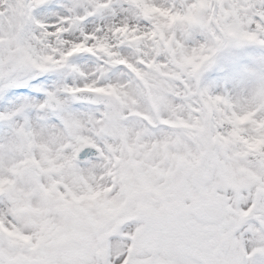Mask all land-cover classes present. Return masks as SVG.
Listing matches in <instances>:
<instances>
[{
    "label": "snow or ice",
    "instance_id": "snow-or-ice-1",
    "mask_svg": "<svg viewBox=\"0 0 264 264\" xmlns=\"http://www.w3.org/2000/svg\"><path fill=\"white\" fill-rule=\"evenodd\" d=\"M42 3L0 0V73L91 53L67 90L97 108L51 139L22 132L0 164V264H264V91L199 87L226 39L264 44V0H127L134 18L83 31L82 15L37 19ZM195 24L210 37L189 48ZM113 65L125 79H97Z\"/></svg>",
    "mask_w": 264,
    "mask_h": 264
},
{
    "label": "rangeland",
    "instance_id": "rangeland-1",
    "mask_svg": "<svg viewBox=\"0 0 264 264\" xmlns=\"http://www.w3.org/2000/svg\"><path fill=\"white\" fill-rule=\"evenodd\" d=\"M43 2L50 3L51 10L46 15H37V19L54 25L61 16L82 15L85 18L76 22L74 30L77 31L86 30L83 27L89 24H97V27L107 23L111 25L118 18L122 19L117 16L119 14L123 17L126 14L135 16L130 11L127 0ZM171 2L180 4L181 0ZM113 15L116 17L111 18ZM78 25L81 29H77ZM181 35L185 46L189 48L206 43L210 37L209 31L198 24L184 29ZM81 57H91V62ZM99 63V57L91 53H75L62 65L43 70L17 71L11 79H7L6 73H0V164L19 155V146L23 142L21 133L26 131L23 125L25 120L40 121L41 125L35 124L36 136H39V126L46 132H51L53 138L67 122L79 123L93 115L97 106L76 102L67 89L86 82L87 76L96 73ZM97 79L121 82L125 79L123 66H109L102 76L97 74ZM199 87L206 89L211 95H220L234 103H241L264 91V44L258 40L226 39L202 65L199 71ZM23 88L28 91L22 93ZM50 99L56 101V111L49 108ZM45 138L51 139L47 136Z\"/></svg>",
    "mask_w": 264,
    "mask_h": 264
},
{
    "label": "bare ground",
    "instance_id": "bare-ground-1",
    "mask_svg": "<svg viewBox=\"0 0 264 264\" xmlns=\"http://www.w3.org/2000/svg\"><path fill=\"white\" fill-rule=\"evenodd\" d=\"M172 0H169V2H171ZM50 5V3H46V2H43V4H41V6H49ZM119 12V11H118ZM115 14H117V12H115ZM126 15H131V14H126ZM117 16H120V17H122L123 18V16L121 15V14H119V15H117ZM133 18H134V15H131ZM116 17V15H113L111 18H115ZM50 22H53V21H51L50 20ZM107 22H109V21H107ZM47 24V23H46ZM49 25H52V24H49ZM106 25H108V23L106 24ZM93 26H98L97 24H93V25H91V24H89V25H84V27L83 28H87V29H89V28H91V27H93ZM77 29H81V27H80V25H78L77 26ZM87 54H89V53H87ZM35 124H36V126H37V124H40V121L38 122V121H35V122H30V123H27L26 124V129L28 130V132H30V133H32L33 135H36L35 134ZM41 125V124H40ZM38 129H39V132H38V130H37V133H39V136L40 137H42V138H45V136H47V137H49V138H52L51 136L53 135L51 132H46L43 128H41V127H39L38 126ZM46 139V138H45Z\"/></svg>",
    "mask_w": 264,
    "mask_h": 264
},
{
    "label": "water",
    "instance_id": "water-1",
    "mask_svg": "<svg viewBox=\"0 0 264 264\" xmlns=\"http://www.w3.org/2000/svg\"><path fill=\"white\" fill-rule=\"evenodd\" d=\"M88 96H90V94ZM90 97H92V95ZM78 98H80L82 100H86V101H93L89 97H78Z\"/></svg>",
    "mask_w": 264,
    "mask_h": 264
}]
</instances>
